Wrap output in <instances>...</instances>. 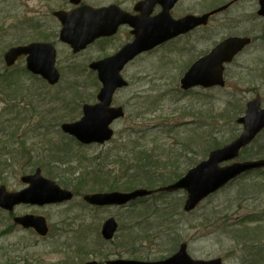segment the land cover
Segmentation results:
<instances>
[{
	"label": "rangeland",
	"instance_id": "374dc122",
	"mask_svg": "<svg viewBox=\"0 0 264 264\" xmlns=\"http://www.w3.org/2000/svg\"><path fill=\"white\" fill-rule=\"evenodd\" d=\"M138 1L86 3H118L131 8ZM220 1L209 0L205 10ZM195 2L200 1L182 0L184 12L199 15L203 9ZM246 2L215 16L209 25L186 38L174 39L131 63L124 71L130 86L120 91L117 100L125 107L126 117L113 124V139L89 147L73 144L77 151L73 150L61 164L47 154L51 146L49 131L50 137L62 139L60 122L79 119L83 102L90 96V102L94 101L92 93H97L101 85L95 76L88 78L82 73L83 66L87 60L102 56L101 51L110 52L112 43L99 41L82 55L72 57L70 49L57 42L60 28L52 15L67 6L68 0H0V164L4 170L0 185L18 191L24 187L21 178L41 168L46 178L75 188L79 194L113 192L104 184L117 179L130 182L132 177L152 183L151 189H156L129 206L96 207L76 196L65 204L19 208L15 215L46 217L50 232L44 238L15 224V215L0 208V264H82L117 258L154 261L169 256L173 248L176 252L182 243L194 258L221 257L225 264H264V172L246 174L189 212L184 209L185 191L165 190L211 151L239 137L243 126L237 120L245 112L246 103L257 94L264 100V17L258 16L255 1ZM235 13L237 22L226 19H233ZM37 30L57 43L62 74L55 86L27 72L24 60L15 65L5 62L8 49L23 38H36ZM230 35L250 37L252 43L229 65L225 86L182 91L180 79L191 63ZM120 36L124 39L121 32L113 42ZM74 69L76 73L71 75ZM136 145L139 150L151 149L150 158L142 160L147 166L140 171L141 161H128ZM261 158L264 130L239 160ZM76 178L82 181V187L74 186ZM143 187L124 192L148 189ZM111 217L117 220L119 229L108 241L102 229ZM137 237L141 239H134ZM38 256L41 262L35 263Z\"/></svg>",
	"mask_w": 264,
	"mask_h": 264
},
{
	"label": "water",
	"instance_id": "95a60500",
	"mask_svg": "<svg viewBox=\"0 0 264 264\" xmlns=\"http://www.w3.org/2000/svg\"><path fill=\"white\" fill-rule=\"evenodd\" d=\"M79 1V0H76ZM172 0H163V5ZM174 1V0H173ZM260 14L264 15V0H260ZM146 2L139 4V9L144 11L147 8ZM151 12V9H150ZM114 12L109 8L95 9L90 6H83L72 13H59V17L64 24L61 37L65 41L75 45L77 49L84 47L95 38L115 32L120 19L116 22L112 17ZM208 15L203 17L187 16L180 20L170 18L166 14L163 19H155L136 26V40L121 50L115 57L111 58L115 72L110 73L104 65L103 68L97 65L99 76L104 83V89L101 93L103 103L96 106H87L85 108V117L81 122L64 125V128L79 136L83 141H87L85 135L81 133V128L91 129L93 120L101 122V133L94 139L104 141L110 138L112 132L109 131V124L113 119L121 116V109H109V103L114 90L117 87L126 85V82L119 74L122 66L136 54L151 49L180 33L187 32L200 23L206 22ZM248 37H232L212 50L207 56L195 62L189 71L182 78L181 82L185 89L192 85L199 84L204 87L215 85H224L223 80V63L228 62L240 51L245 45L250 43ZM51 45L45 43H34L29 46H19L10 49L6 58L9 64L23 54H30L28 66L36 72L42 73L50 82L58 80V72L54 68L55 54L50 48ZM49 48V49H47ZM119 57V58H118ZM239 121L245 122L246 129L241 137L236 139L230 145L215 150L210 157L201 162L198 166L191 169L187 175L177 181L175 184L168 186L165 190L186 189L188 198L185 204V210H193L205 197L225 186L229 181L238 175L254 168L264 167V159L257 161H247L243 163H234L228 166H220L226 160H231L239 156L242 147L250 143L256 134L264 127V109H260L258 101L250 104L247 115ZM23 181L30 183V186L20 192L10 193L4 187L0 188V205L5 208H12L18 203L31 204H49L63 202L72 198L73 194L62 189L54 181L44 178L41 171L38 170L32 176H26ZM152 191L146 189H137L132 192H111L96 193L85 196V199L95 205H124L139 197L151 194ZM16 221L25 227H34L36 230L45 234L48 227L44 217L25 216L17 218ZM118 228L115 218L108 219L103 225V235L111 239ZM85 264H97V262H88ZM108 264H224L221 258L210 260L194 259L187 251V245L182 244L178 252L173 256L159 261H136V260H112Z\"/></svg>",
	"mask_w": 264,
	"mask_h": 264
},
{
	"label": "flooded vegetation",
	"instance_id": "af4514ba",
	"mask_svg": "<svg viewBox=\"0 0 264 264\" xmlns=\"http://www.w3.org/2000/svg\"><path fill=\"white\" fill-rule=\"evenodd\" d=\"M140 1H143V0H139L138 2H136L131 8H125V7H123V9H125L127 12H129V13H131L132 15H135V16H140V15H142V13L140 12V11H136V9H135V6H136V4L137 3H139ZM198 1H200V2H195L196 4H198L199 6H200V9H203V10H205L206 8L205 7H207V6H209L210 5V2H209V0H198ZM253 1H255L256 2V4H257V14H258V16L260 17V18H262L261 17V15H259V9H260V3H259V0H253ZM237 3V4H236ZM247 2H246V0H222V1H220L219 2V4L218 5H216L215 7H213V5H212V8L211 9H207V10H205V11H201V13H198L199 15H203V14H205V13H208V12H210V11H213V10H218L214 15H212V16H210V19H209V21L211 20H213V18L215 17V16H217V15H219V14H221V13H223V12H228L231 8H233V6H235V5H241V6H245V4H246ZM83 4V3H82ZM74 8H77V5H74V4H72L71 2H70V0H68V5L67 6H64V8H63V10H66V11H71L72 9H74ZM162 9H163V7L159 4V3H156L155 5H154V7L151 9V13H150V15L148 16L149 18H154V17H156L158 14H160V12L162 11ZM186 9H184V6H183V4H182V0H178L175 4H174V7H173V9H172V11H171V14H172V16L175 18V19H180V18H182V17H184L185 15H188V14H196L195 12H193V11H190V13H188V12H184ZM220 10V11H219ZM184 13H186V14H184ZM244 13V11L243 12H241V14H240V16H242V14ZM235 17H233V19H230V18H226L228 21H230L231 23H235V22H237L238 20H237V14L235 13V14H233ZM239 16V17H240ZM264 19V18H263ZM207 25H209V23L207 24ZM202 27H206V26H200V27H198V28H196V29H194L192 32H190L189 34H186V35H183L185 38L187 37V36H189L190 34H192L194 31H196V30H198L199 28H202ZM121 32H123L124 33V39H122V37L120 36V38L116 41V42H113V40L114 39H117V37H118V35L121 33ZM212 34H214V33H212ZM182 36V37H183ZM213 36V35H212ZM230 37H231V35H230ZM228 38V37H227ZM133 39V35H132V33H131V27L130 26H128V25H123V26H121L120 28H119V31H118V33L116 34V35H114V36H112V37H107V38H103L102 40H104V41H106V42H111L112 43V45L110 46V48H109V50H110V53H104V51H101L102 53H103V55H113V54H115V53H117L125 44H127L129 41H131ZM224 39H226V38H224ZM224 39H222V40H224ZM207 53V52H206ZM206 53H204V54H202V55H206ZM146 54H148V53H146ZM202 55H201V57H202ZM140 57H142V56H140ZM199 59V58H198ZM21 60H24V57L23 58H21ZM135 62V61H134ZM227 70H228V65H226V68H225V72H224V74L226 75V73H227ZM92 97H93V99L94 100H96L97 99V95L95 96L94 95V93L92 94ZM118 97V93L115 95V99H114V101L116 102V98ZM113 103L114 105H116V103ZM0 174H4V172L2 171ZM25 184H24V187L23 188H25ZM8 189V188H7ZM24 206H30V205H28V204H22V205H18V206H16L15 207V209H14V211L12 212V213H9L10 214V216H12V215H15V213H16V211L19 209V208H21V207H24ZM25 215V214H24ZM19 216H21V215H19ZM16 216H14V218H15ZM13 218V219H14ZM34 232V231H33ZM42 238H44V237H42ZM35 263H40L41 262V259L39 258V256L36 258V261H34Z\"/></svg>",
	"mask_w": 264,
	"mask_h": 264
},
{
	"label": "trees",
	"instance_id": "16d2710c",
	"mask_svg": "<svg viewBox=\"0 0 264 264\" xmlns=\"http://www.w3.org/2000/svg\"><path fill=\"white\" fill-rule=\"evenodd\" d=\"M46 38V35H45ZM234 116H238L237 114H235ZM230 120L232 121V117H229ZM230 121V122H231ZM225 144V143H224ZM59 145V146H58ZM61 143L59 142H55L54 147L50 148L49 151H47V154L49 156V158H51L52 160L56 159V160H60V162H62V164H64L66 161H64V159L67 157V155L69 154V151L67 149H63L62 147H60ZM218 146H221V144H219ZM60 147V148H59ZM65 152V156L62 158L61 157V153ZM130 154V159L128 161H130V163H136L137 161L140 162L141 165L143 166H139V171L140 169L142 170L146 165V161H142L145 158H150L148 157L151 154V149L145 150L143 147L139 150V147L136 145L133 149V151ZM54 162H59V161H55ZM132 177V176H131ZM133 179H131L130 182H127L125 180H123L122 182H119V180H114L112 182H108L106 184H104V186L108 187L110 190H119V189H123V190H131L133 188L138 187V185H142L144 187H148V189L150 188H154V184H144L143 182L136 180V177H132ZM138 179V178H137ZM82 181H80L79 179L76 178V182L74 183V186L76 185L77 187H82ZM264 186V184L262 185ZM264 188V187H263ZM210 219V218H209ZM241 225H243V218H240V223ZM238 231H242V228H237ZM245 229V228H244ZM242 233V232H241ZM136 240H140V237L134 238ZM132 242V239H129ZM115 242H110V244H114ZM103 244V241H102ZM98 251L100 253H102V249L101 247L98 248ZM174 252V248L171 249L169 251V254H172ZM106 255L108 256V252L106 253ZM252 264V262L250 263ZM254 264H259V263H254Z\"/></svg>",
	"mask_w": 264,
	"mask_h": 264
}]
</instances>
